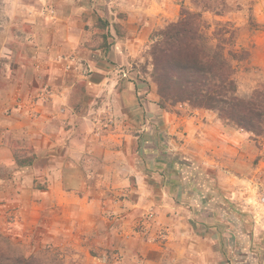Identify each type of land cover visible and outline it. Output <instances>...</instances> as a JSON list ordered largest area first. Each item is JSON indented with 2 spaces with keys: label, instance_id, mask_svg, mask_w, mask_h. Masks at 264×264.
Here are the masks:
<instances>
[{
  "label": "crops",
  "instance_id": "obj_1",
  "mask_svg": "<svg viewBox=\"0 0 264 264\" xmlns=\"http://www.w3.org/2000/svg\"><path fill=\"white\" fill-rule=\"evenodd\" d=\"M40 1L17 6L0 36V207L20 204L40 236L81 238L82 264H110L107 252L120 255L111 264H264V222L246 230L253 206L223 190L242 160L245 180L256 173L250 134L211 111L162 107L139 69L179 0ZM231 16L245 63L264 71V34L246 49ZM27 150L33 164L19 165ZM146 215L142 236L133 225ZM232 215L245 221L234 232L221 225Z\"/></svg>",
  "mask_w": 264,
  "mask_h": 264
},
{
  "label": "trees",
  "instance_id": "obj_2",
  "mask_svg": "<svg viewBox=\"0 0 264 264\" xmlns=\"http://www.w3.org/2000/svg\"><path fill=\"white\" fill-rule=\"evenodd\" d=\"M194 4L200 6L198 1ZM208 11L225 13L205 4L202 10L183 8L179 20L156 34L148 54L160 105L188 104L217 112L233 127L262 137L264 85L248 97L239 95L238 68L248 61L249 52L239 45V30L229 22L212 25L204 17ZM38 256V252L29 256L0 252V264H68L61 259L43 263Z\"/></svg>",
  "mask_w": 264,
  "mask_h": 264
},
{
  "label": "rangeland",
  "instance_id": "obj_3",
  "mask_svg": "<svg viewBox=\"0 0 264 264\" xmlns=\"http://www.w3.org/2000/svg\"><path fill=\"white\" fill-rule=\"evenodd\" d=\"M195 1H198L200 6L198 7L195 6L194 4ZM40 2H41L40 0H0V36L3 34L2 33L3 23H7V21L16 22L18 21L20 14L22 15L24 14V12H19L17 10V6H20L22 4L34 6ZM179 2L182 7L181 12L183 11V8H189L193 11L202 10L203 4L211 6L217 12L224 11L225 13L223 14V16H217L214 13L209 12V11L204 14L205 19L212 25H215L217 22H227L228 18L233 17L231 15H237L238 22L241 23L239 28L241 30V36L243 40L242 42L246 49H253V46H255L254 37L257 35L262 36L264 34V23H261L259 21V18L263 19L264 21V0H179ZM14 32L16 33L15 30ZM148 53H147L146 60L140 65L139 69H141V72L144 75L145 74L148 75V78L150 79L152 84L157 89V86L155 82L153 81V78L151 75L152 65H151V59ZM69 61L71 64V62L72 63L74 62V59H71ZM75 63L76 62H74V65ZM236 78H237L238 87H239L238 92L241 97L250 96L255 89H257L261 85H264V71L261 70V68L254 66L252 63L251 64L250 63L241 64L238 68V73H237ZM179 105H184L186 106L185 108H189L190 110H196L188 104H177L174 106L170 104H166L164 108H173ZM213 113L215 114V116H217L216 120L218 122L220 121L221 123L232 128L236 132L245 135L244 131L237 129L233 127L231 124H228L224 120L220 119L217 112H213ZM250 137L252 141L251 146L254 149L252 151L254 152L253 155H255L257 150L261 154L257 158V160L254 162L253 169L255 170L256 173H254L252 177L249 178V180H245V175H247V173L250 174L251 169L248 170V172L245 174V159H244L242 160L243 165L242 166L239 165L240 167L237 168L238 171L233 170L234 171L233 174H227L228 176H226L228 177V182H231L232 180V183H231L232 186L231 187L229 186L228 187L229 189H223L225 192L230 194L232 197L241 199L243 203H245V198H246L247 202H250L251 204L250 206H253L252 217L254 219L250 220V222L247 221L245 225L247 226L246 230L254 228L255 223L257 221L264 222V203H263V199H264V136L257 137L253 134H250ZM250 150H251V147H250ZM244 151H245V147H244ZM241 152H243V150H241ZM28 154H29V151L27 150L25 152V155L24 154L22 155L20 153L19 155H16L19 165L20 164H23V165L33 164V158L31 155H28ZM9 175H12V174H9ZM11 197H13V194H11L10 198ZM29 202L31 203L30 199L29 200L26 199L25 202H23V206H22L24 207L22 209L23 211L24 210L26 211V209L29 207ZM17 205L20 206V204H17L16 202H12L5 207H0V217L3 216V218L0 219V252H4L10 256H16V255L23 254V253L29 256L32 253H34V250L38 245H42L41 250L38 252L39 253L38 257L41 258L43 263H50L55 259H61V260H66L68 264L70 263L71 264H82L83 254L76 251L77 250L76 247L77 246L80 247L78 243L82 242L81 238L77 237L76 240L74 241V238L71 239L70 237L66 238V237H60V236H55V235L54 236L50 235L51 237L50 236H40L37 232V229L39 227L37 228L34 227L36 228L35 230H33L34 228H30V227L25 229V225L20 220L23 218V216L21 215V212L17 209ZM221 211L222 213L225 212V210L219 209L217 211V214L219 215ZM231 212L235 214H243V213L249 214V215H246L248 218L251 213V212L249 213V211H247L245 208L243 209V206L241 205L239 206L234 205L233 210ZM49 218L50 217L48 216L46 225L44 226V228L42 227L40 228L39 233L40 231L43 232L44 230L48 232L47 228H49L48 224L50 223V221L48 222ZM236 218L237 217L235 215H232V218L224 220V222H222L221 225L225 226L224 229L228 228V230H231L232 232L237 231L241 225V222L243 221H238ZM152 224H153V221L150 215H146L145 217L142 218V221H140V224L137 223V225H133L135 227L133 229L135 233L144 236L146 233L150 234ZM243 224H245V221L243 222ZM43 234H46V233L43 232ZM101 235H105V234L102 233ZM89 240L93 241L92 239H89ZM95 240L97 242H101L102 240H106V242L107 241L112 242L109 245H107L108 247L112 248L113 240L111 239L110 236L109 238H106L105 236L103 238L101 236L99 237L97 236ZM70 241L72 242L71 246L67 245V242H70ZM240 244L242 245L241 241H239V245ZM104 246H106V244H104ZM118 258H120V255H118V253L112 255L110 254V252H107L104 257V261L106 263L111 264V263H114L115 260H117ZM98 261L96 262L98 263ZM101 261L104 263L103 260Z\"/></svg>",
  "mask_w": 264,
  "mask_h": 264
},
{
  "label": "built area",
  "instance_id": "obj_4",
  "mask_svg": "<svg viewBox=\"0 0 264 264\" xmlns=\"http://www.w3.org/2000/svg\"><path fill=\"white\" fill-rule=\"evenodd\" d=\"M263 203H264V199H263Z\"/></svg>",
  "mask_w": 264,
  "mask_h": 264
}]
</instances>
